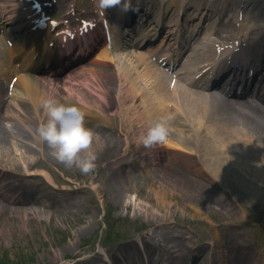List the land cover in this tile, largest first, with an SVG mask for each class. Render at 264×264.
Returning <instances> with one entry per match:
<instances>
[{
	"label": "bare ground",
	"instance_id": "1",
	"mask_svg": "<svg viewBox=\"0 0 264 264\" xmlns=\"http://www.w3.org/2000/svg\"><path fill=\"white\" fill-rule=\"evenodd\" d=\"M34 1L0 0V21L8 15V20L17 18L21 25L29 27L37 19H45L47 15L35 9L34 5L37 3ZM70 1L56 0L49 7V11L53 13L52 17L63 16L67 12L66 7L73 11L76 2ZM144 1L130 0V18L144 17L155 20L157 17V25H163L165 21L167 25H174V29L186 27L185 35L195 33L196 27H205L202 36L195 40V47L190 55L193 61L201 63L215 56L219 47L228 45L226 48H229V43L237 47L249 43L255 35V22L264 20L263 0H203L208 5L207 9L205 8L206 14L204 10H200L201 0ZM255 1H259V5H254ZM249 4L253 6L252 11L248 10ZM90 9L93 15L99 13L95 2ZM120 11L119 7H114L109 9V14L118 16ZM227 13L231 17L227 18ZM78 17L79 13L70 12L64 20L67 23ZM63 25H51L49 28L57 30ZM218 40L219 46H216ZM253 48L255 52L259 50L264 53V39L255 43ZM102 62H105L103 64L107 67L106 70L91 65L70 73L59 82L48 84L38 76L22 75L13 85V98L9 100L6 99L8 92L0 85V154H4L0 156V172L6 175L5 190L13 194L10 199L0 194L2 211L7 214L22 211L33 214L37 211L38 214L56 216L59 219L73 213L83 214L80 217L86 219V222L89 221L87 230L91 229L96 221L97 211L91 209L88 214L87 210L78 208L74 212L72 207L55 199L40 196L36 191L30 192L21 185L23 179L19 180L25 178L21 172L45 170V177L52 183L64 182V179L60 180L46 170L47 164H54L64 172L77 168L67 167L59 162L33 129L29 128L27 131L15 126L11 129L4 123L7 120L26 122V119H33L39 127L47 119V113L42 107L43 101L55 98L65 105L76 106L83 111L86 127H92L91 130L100 138L92 150L97 155L95 170L100 169L97 171L96 182H101L103 171L105 180L103 189L97 185L94 189L104 200L110 197L115 199L114 195L125 189V179L122 176H126L128 171L127 159L133 157L137 166L150 167L157 172L159 182L156 183L160 184L159 190L152 186V191L157 197V209L171 208L169 197L174 195L176 188L179 191L189 188L192 193H197L196 195L211 192L212 188L204 183V180H208L220 190L213 192L216 197L228 196L232 200L240 198L250 205L256 204L260 211L264 212V93L253 103L220 104L219 99L212 94L205 95L178 84L172 85L171 78L154 67L145 56L134 51H125L116 56L103 55L95 64ZM105 76L111 79L108 84L104 82ZM79 84L84 85L79 88ZM113 97L115 99L111 102ZM120 116L122 120L117 124L121 125V130L115 122ZM161 117L168 119L172 129L167 142L152 148L137 144V137ZM108 129L112 133L118 132L125 140L113 142ZM34 136L39 141L37 147L30 143V138H35ZM12 148L14 151L9 152L8 149ZM19 151L21 153L16 160L12 154ZM168 152H172L173 156H168ZM23 157L25 161H21ZM170 160L176 163L179 161L185 166H179V169L176 164L172 166ZM14 162L18 166H14ZM107 186L110 188L105 189ZM93 202L97 203V200L93 199ZM14 203L27 204L29 208L12 206ZM151 214L152 212L149 216ZM169 220L162 219L161 223H168ZM163 240L164 247L160 250L159 262L166 254L168 264H188L185 258L189 244L186 241L173 242L170 237H164ZM227 246L219 242V245L214 247L212 257H206L203 250H196L192 254L191 263L195 261L194 264H226L228 256L233 264H249V253ZM153 248L154 245L149 241H144L142 246L136 243L122 246L111 264H158L154 259L156 254L153 259L149 254Z\"/></svg>",
	"mask_w": 264,
	"mask_h": 264
},
{
	"label": "rangeland",
	"instance_id": "2",
	"mask_svg": "<svg viewBox=\"0 0 264 264\" xmlns=\"http://www.w3.org/2000/svg\"><path fill=\"white\" fill-rule=\"evenodd\" d=\"M104 79L106 84L111 81L110 77L105 76ZM114 99L113 97L111 102ZM121 120L122 117H118L116 124ZM4 123L11 129L15 126L17 129L28 131L30 128L37 134L38 126L33 119H26V122L7 120ZM117 125L121 130V125ZM108 134L113 142L125 140L118 132L112 133L108 129ZM30 139V143L37 147L38 139ZM8 150L14 151L13 148ZM20 153L19 151L12 156L17 160ZM167 154L173 156L172 152ZM24 159L21 158V161H25ZM127 162V174L122 176L125 179V189L115 194V199L110 197L105 200L94 189L96 185L103 189L105 171L100 177L101 182H96L99 168L89 174H83L79 168L64 172L49 163L46 170L60 180H65L57 183H52L45 177V170L21 172L25 175V178L19 179H23L21 185L30 192L36 191L40 196L55 199L72 207L74 212L83 208L89 214L88 210L93 209L97 211L96 221L93 227L87 230L89 221L86 222V219L80 217L83 214L73 213L59 219L56 216L38 214L37 211L33 214H29V211L7 214L0 209V264H111L122 246L131 243H139L142 246L144 241L154 245L153 250L149 252L152 259L156 254L154 259L158 264H168L166 254L159 262L164 237H170L173 242L186 241L189 244L186 257H191L196 250H203L206 257H212L214 247L223 242L230 249L249 253V264H264V212L260 211L255 203L250 205L240 198L232 200L228 196L216 197L213 192H220L219 188L204 180V183L212 188L211 192L196 195L197 193H192L188 187L186 188L189 190L182 191L176 188L174 195L169 197L171 208L157 209V197L152 191V186L157 188V191L160 187V184L156 183L159 182L157 172L150 167L137 166L133 157L127 159ZM170 164H176L178 168L185 166L172 160ZM13 165L18 166L15 162ZM3 174L0 172V194L10 199L13 194L5 190L6 175L2 177ZM15 179L18 180L16 176ZM109 188L110 186L105 187ZM64 190L70 192L66 193ZM93 199L97 200V203L93 202ZM12 206L29 208L27 204L14 203ZM162 219L170 220L168 223H161ZM230 259L227 256L226 264H233Z\"/></svg>",
	"mask_w": 264,
	"mask_h": 264
},
{
	"label": "clouds",
	"instance_id": "3",
	"mask_svg": "<svg viewBox=\"0 0 264 264\" xmlns=\"http://www.w3.org/2000/svg\"><path fill=\"white\" fill-rule=\"evenodd\" d=\"M99 12L119 7L122 12L131 9L130 0H94ZM47 113L46 122L38 129V137L52 150V155L67 167H77L83 174H89L96 168L97 155L93 145L100 138L85 125V114L76 106H68L55 98L43 101ZM172 129L169 121L161 117L153 122L145 133H141L136 143L145 148H152L167 142Z\"/></svg>",
	"mask_w": 264,
	"mask_h": 264
}]
</instances>
